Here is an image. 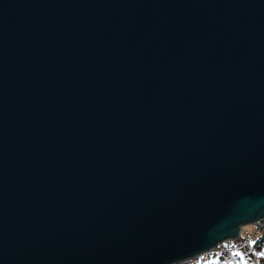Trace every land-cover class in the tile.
<instances>
[{
	"label": "water",
	"instance_id": "95a60500",
	"mask_svg": "<svg viewBox=\"0 0 264 264\" xmlns=\"http://www.w3.org/2000/svg\"><path fill=\"white\" fill-rule=\"evenodd\" d=\"M264 219V0H0V264H175Z\"/></svg>",
	"mask_w": 264,
	"mask_h": 264
},
{
	"label": "trees",
	"instance_id": "16d2710c",
	"mask_svg": "<svg viewBox=\"0 0 264 264\" xmlns=\"http://www.w3.org/2000/svg\"><path fill=\"white\" fill-rule=\"evenodd\" d=\"M260 231V233L256 232L257 234L251 241L249 248V250L256 255L255 264H264V229ZM244 255H235L231 253L229 256H225L219 251H212L198 258H194L193 260L175 264H245Z\"/></svg>",
	"mask_w": 264,
	"mask_h": 264
},
{
	"label": "built area",
	"instance_id": "2783aa9c",
	"mask_svg": "<svg viewBox=\"0 0 264 264\" xmlns=\"http://www.w3.org/2000/svg\"><path fill=\"white\" fill-rule=\"evenodd\" d=\"M255 226H256L257 230H259V231L264 229V219L257 221L255 223ZM261 227H262V229H261ZM252 236L253 235H251V234L249 235V233H247V234L243 233L235 239L227 240L223 243V246L219 250H217V252L219 251L220 253L224 254L225 256H229L231 253H233L235 255H244L246 252L245 242L247 244V242L251 241ZM208 253H210V252L207 251V253H202L201 255L196 256L194 258H198V257L203 256L204 254H208ZM194 258H192L191 260H193Z\"/></svg>",
	"mask_w": 264,
	"mask_h": 264
},
{
	"label": "rangeland",
	"instance_id": "374dc122",
	"mask_svg": "<svg viewBox=\"0 0 264 264\" xmlns=\"http://www.w3.org/2000/svg\"><path fill=\"white\" fill-rule=\"evenodd\" d=\"M261 229H262V227H261ZM263 230V229H262ZM256 232H261V231H259V230H257V228H256V226H255V224H248V225H245L244 227H243V230H242V232H241V234H243V233H245V234H247V233H249V235L251 234V235H253L252 236V240H253V238L255 237V235L257 234ZM240 234V235H241ZM239 235V236H240ZM259 235V234H258ZM257 235V236H258ZM251 240V241H252ZM251 241H249V242H247V244H246V242H245V245H246V247H245V250H246V252H245V255H244V260H245V264H255L256 263V255L254 254V253H252L250 250H249V248H250V244H251ZM231 245V244H230ZM223 246V243L222 244H220V245H218L217 247H215V248H213L212 250H210L209 252H212V251H217V250H219L221 247ZM204 253H207V252H204Z\"/></svg>",
	"mask_w": 264,
	"mask_h": 264
}]
</instances>
